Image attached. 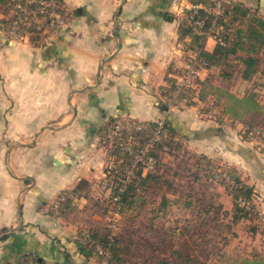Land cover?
<instances>
[{"label": "crops", "instance_id": "obj_1", "mask_svg": "<svg viewBox=\"0 0 264 264\" xmlns=\"http://www.w3.org/2000/svg\"><path fill=\"white\" fill-rule=\"evenodd\" d=\"M205 1L62 0L67 23L53 35L0 30V264L91 263L78 251L60 260L65 230L47 210L102 172L98 141L114 118L170 112L163 91L179 56L194 52L180 8Z\"/></svg>", "mask_w": 264, "mask_h": 264}, {"label": "rangeland", "instance_id": "obj_2", "mask_svg": "<svg viewBox=\"0 0 264 264\" xmlns=\"http://www.w3.org/2000/svg\"><path fill=\"white\" fill-rule=\"evenodd\" d=\"M215 1L238 2L264 17V0ZM11 2L0 4L3 35L7 27L4 20L8 21L13 14ZM222 10L221 6L215 16L219 17ZM181 26L190 28L184 21ZM37 33L32 31L28 39H36ZM48 33L40 35H53ZM207 39L216 43L212 37L204 36ZM187 54L191 56H179L174 65L177 91L183 87L181 93L185 92V97L177 103L178 93L171 99L164 96L170 111L166 117L151 121L116 117L160 124L167 119V123L177 127L174 142L163 144L159 151L156 173L162 177L149 181L145 188L140 187L135 209L130 214H121L117 205L110 203V197L113 188L121 184L122 174L113 171L119 169L117 166L123 159L117 162L120 155L106 149L100 137L98 146L104 153L102 172L96 174L90 185L80 180L75 187L77 194L60 195L57 205L47 210L48 215L54 216L59 213V204L69 198L74 202L67 215L60 217L61 228L65 230L57 231L60 260L72 259L70 254L77 251L76 240L88 238L91 231L99 235L110 231L122 239L127 247L123 264H173L187 256L211 264L214 255L221 252L235 256L264 251V111L256 116L239 101L255 93L264 106V45L256 55V72L249 80L242 78L243 65L234 59L236 55L230 56L229 65L203 67L197 52ZM254 116L260 123L249 128L245 121L255 120ZM114 121L115 118L111 123ZM225 167L237 170L243 182L253 188L251 199L244 206L252 211L238 222L233 221V197L220 183V172ZM118 198L116 194L112 197ZM100 247L97 245V249ZM88 260L91 263L87 264H106L94 256Z\"/></svg>", "mask_w": 264, "mask_h": 264}, {"label": "trees", "instance_id": "obj_3", "mask_svg": "<svg viewBox=\"0 0 264 264\" xmlns=\"http://www.w3.org/2000/svg\"><path fill=\"white\" fill-rule=\"evenodd\" d=\"M56 1L58 2L59 6H61L60 3H62V0ZM7 3L8 0H0L1 5H7ZM205 4H212V1L207 0L205 1ZM60 12L62 15L64 14L63 11L60 10ZM10 20L11 18H9L8 21L4 20L7 27L10 24ZM219 20V22L223 24L228 30L224 35V44L216 43L215 48L211 52L203 49V35H195L190 28H185L182 26L180 28V34L181 36H190L191 40L189 42L188 49L197 52V57L200 58V64L203 67H211L223 64L229 65L228 61L230 60V56L236 55L234 59L243 65L242 78L244 80H249L256 72L255 66L258 62V57L256 55L259 49L264 45V17L257 15L256 13L252 12L250 8L238 2H230L229 4H223V12L221 13ZM235 22H237V25H235ZM239 51L240 54H238ZM169 82L170 86L163 91V95L171 99L175 93L177 85L175 79H172ZM184 93L185 92H180L178 94L177 103L184 99ZM239 101L244 104L246 110L255 113L256 116L260 115L264 111V106L260 104L259 101H257L255 93H251L248 96L246 95ZM252 119L253 118H250V120L245 121L249 128L258 126L260 123L258 118L255 116V120ZM150 125L154 126L155 123L152 122ZM164 130L167 133L168 138L161 137V139L157 141L149 151V153L156 158L155 171L148 172L146 174H142L141 171H136L131 176V180L126 184L124 189L119 190V186L117 185L113 188V194L110 197V203L117 205V211H119L121 214L126 212H129L130 214V212L132 213V211L135 209L136 202L139 200L138 192L140 187L145 188L149 181L159 180L160 177H162V175L156 173L158 170V165L160 164L159 151L163 144H172L174 142L173 137L176 134L177 127L172 123H167L165 120ZM135 135L142 143V141L146 139L148 131H138ZM114 154L120 155V158H118L117 162H119L121 158L123 160H121L122 163L117 166L119 169L116 168V170L113 172L116 171L117 173L122 174L124 167L131 162L132 155H129L125 152H114ZM220 175L222 176V178H220V183L233 197L235 210L233 221L238 222L242 217H245L247 213L251 212L252 210L250 207L245 208L240 206L237 200L245 199L249 203L253 188L245 184L240 177V173L233 168H223V170L220 172ZM227 178H229V180ZM230 179H232L234 183H232ZM77 192L79 191L75 188L72 191V195L77 194ZM115 194L119 196L118 200L112 199L113 195ZM73 206L74 202L72 198L67 199L62 204H59V214L61 216H66L67 211L72 209ZM76 244L78 254L84 255L86 259L94 256L99 261L104 260L106 264L124 263L127 247H125L122 239L119 238V236L116 234L112 235L110 231L101 235L91 231L88 238H84V236H82L80 239L76 240ZM97 245L101 246L104 252L103 254L99 253L97 250ZM70 256L75 258L73 254H70ZM26 262L27 264H47L44 260L39 258H31L30 261L26 260ZM67 264H70V262ZM71 264L74 263L71 261ZM173 264H204V262H200L193 259L191 256H187L183 261H175ZM211 264H264V251H254L249 254H238L235 256L226 252H221L219 255H214L213 259L211 260Z\"/></svg>", "mask_w": 264, "mask_h": 264}, {"label": "built area", "instance_id": "obj_4", "mask_svg": "<svg viewBox=\"0 0 264 264\" xmlns=\"http://www.w3.org/2000/svg\"><path fill=\"white\" fill-rule=\"evenodd\" d=\"M11 4L13 14L6 31L12 39H21L32 31L42 34L52 33L67 23L56 0H12ZM221 6L223 7V4L216 1L212 4L189 2L180 8V13L185 25L190 27L193 33L210 36L216 40V43L224 44V35L228 29L219 22L221 14L219 17L215 16L220 13ZM177 88L175 94H179L183 87L180 91H177ZM159 122L156 121L155 125L151 126L149 122H133L116 118L114 124L110 123L101 137L100 142L106 149H111L110 152H125L132 155L131 162L123 169L119 190L126 186L136 171H141L142 174L155 171L156 158L149 151L161 137L168 136L164 130V122L162 124ZM143 130L148 131V135L141 143L135 134ZM237 202L243 207L248 203L245 199H238ZM97 250L100 254L104 253L101 247Z\"/></svg>", "mask_w": 264, "mask_h": 264}]
</instances>
